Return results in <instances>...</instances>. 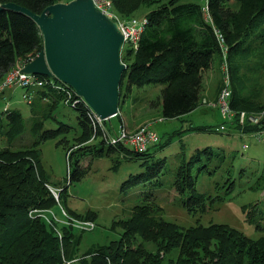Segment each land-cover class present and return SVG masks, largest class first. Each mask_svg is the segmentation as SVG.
I'll return each mask as SVG.
<instances>
[{
  "label": "trees",
  "instance_id": "obj_1",
  "mask_svg": "<svg viewBox=\"0 0 264 264\" xmlns=\"http://www.w3.org/2000/svg\"><path fill=\"white\" fill-rule=\"evenodd\" d=\"M64 1L70 0H0V5L13 2L40 13L50 4ZM111 1L125 18L137 11L146 19L136 46L128 45L125 51L122 48L121 58L127 68L121 74L119 94L122 88L129 93L134 87L160 84L159 93L149 104L159 108L163 119L180 118L200 106L204 76L211 70L215 55L223 59L224 48L230 75V107L246 111L263 109L257 102L258 93L239 73L240 62L248 60L252 42L261 35L264 37V0H205L202 5L180 3V0ZM42 44V35L29 16L0 9V81L16 63L28 62L36 56ZM31 90L37 113L43 116L42 120L35 116L29 121L33 144L25 149L0 150V264H65L78 252L80 238H74L72 226H65L59 239L52 228L56 222L50 226L42 218L29 215L30 209H49L57 203L49 187L53 183L46 177L35 146L57 136L60 138L57 145L62 146L65 155L68 153L67 182L56 187L60 204H63V194H67V184L79 181L89 172V165L80 164L81 154L92 153L98 157L109 153L106 150L123 151L129 157L143 159L144 170L123 180L122 191L157 179L164 168L169 167L166 156L145 160L153 153L152 145L145 152H138L123 145L108 144L95 125L91 109L82 99L75 104L65 103L64 95L50 85ZM64 107L75 111L76 125L56 120V113ZM53 120L57 123L55 128L44 126L45 122ZM25 129V119L19 109L0 111V132L9 141ZM93 132L98 135L97 142L84 145ZM70 133L80 146L77 151L72 150L75 145L66 148L64 143ZM202 156L207 157V161L215 159L222 163L225 194L236 187V178L231 180L230 177L232 169L225 167L232 155L208 146L196 148L189 156L183 151L173 165L171 180L174 190L182 195L180 206L191 215L206 212L210 202L218 197L217 192L206 194L196 188L193 168ZM120 163V160L115 161L111 169H117ZM256 177V182L262 178ZM146 200L148 203L133 208L127 220L119 221L123 232L117 239L82 253L76 257L78 264H264V225L254 217L258 203L252 205V214L246 210L248 205L242 207L246 221L262 232L259 237L251 238L226 223L196 222L187 227L177 226L155 216L151 207L154 198ZM68 214L79 216L71 209ZM94 215L93 210L86 211L85 219L94 220ZM136 236L153 242L155 248L150 250L140 242L133 244ZM71 263L70 260L68 264Z\"/></svg>",
  "mask_w": 264,
  "mask_h": 264
},
{
  "label": "rangeland",
  "instance_id": "obj_2",
  "mask_svg": "<svg viewBox=\"0 0 264 264\" xmlns=\"http://www.w3.org/2000/svg\"><path fill=\"white\" fill-rule=\"evenodd\" d=\"M186 2L202 5L205 0H180V3ZM110 10L118 16L119 20L124 22L133 21L136 17L142 19L144 16V14H139L140 12L136 11L132 17L125 18L116 10L112 1ZM127 48L128 44L125 43L124 51ZM221 62L222 59L215 55L211 70L206 73L202 82L200 106L189 114L168 120L161 118L159 108L149 104V101L159 93L161 85L149 84L143 87H134L129 93L124 92L125 90L122 88L119 94L118 115L113 116L110 120L101 118L100 121H95L99 130L111 128L116 132L120 125H124L129 133L138 131L147 123L157 133L158 141L152 145L153 153L147 156L145 160L151 161L166 156L169 169L164 168L161 175L155 180L134 189L122 191L120 184L123 180L131 174H137L144 170V166H141L143 159L129 157L123 151L106 150L109 153H103L102 156L98 157H94L92 153L81 154L78 158L80 164L89 165V172L79 181L67 184L68 191L67 194H63V204H60L59 200L56 199L57 203L53 207L37 209L40 212L37 217L42 218L50 226L54 217L65 219L69 209L79 213L77 217L71 216L81 221L85 219L86 211H94L95 219L92 220L93 226L91 228H84L80 223H74L73 228L71 227L74 238L76 240L80 238L78 252L74 258L70 259L71 264H78L76 257L82 253L117 239L123 232L119 221L127 220L133 212V208L138 204L148 203L146 198L150 199V197L155 199L151 202L155 216H161L165 220L174 222L177 226L187 227L196 222L203 225L226 223L251 238H257L262 234V232L255 230L253 224L246 221L242 207L248 205L246 210L250 212L252 205L258 203L259 209L255 213V221L264 225V126L249 121L246 115L242 122L238 113H234L230 118H224L218 108L213 105L216 102L221 83ZM239 74L258 93L257 102L259 106L263 107L260 111H249V113L263 111V35L252 42L248 60L240 62ZM31 91L25 87L9 86L0 94V111L12 108L19 109L26 124V129L12 142L0 132V150L5 148L25 149L33 144L34 138L28 131L29 121L35 116L42 120L41 117L43 116L37 113L38 108L34 105L35 97L30 94ZM25 92L27 96L24 97ZM62 110L56 113V120L69 125H76L75 111L68 107H64ZM220 125L224 126V131H218ZM44 126L55 128L57 123L53 120L52 122H45ZM256 127L257 129H255ZM260 127L262 128L260 129ZM251 134L256 138L250 136ZM70 137L71 133L68 134V141L64 142L67 145L66 148L75 145L72 150L77 151L80 146L76 144L78 143L76 139ZM59 139L57 136L47 138L38 147H34L37 149V156L41 159L46 177L49 182L53 183L52 186H49L53 194L54 192L57 194V184L58 186L64 182L66 184L69 174L65 150L61 145H57ZM98 139L93 132L84 145L89 144L88 146H90ZM207 146L214 151L222 150L227 155L233 156L225 167L232 169L230 177L231 180L236 178V187L232 192L225 194V185L222 184L221 178L222 175H225L222 172L224 170L222 163L215 159L207 161V157L202 156L198 165L193 168L197 180L196 188L201 192H206V194L213 195L217 192L218 197L210 202L206 212H196L191 215L180 206L182 195L173 188L172 169L183 151L189 156L196 148ZM118 160L121 163L117 169H111L114 162ZM256 176H262V178L256 182ZM224 179L225 177H223ZM249 185H252V188H249ZM54 222H56L52 225L54 232L59 231L62 236L63 228L67 225H64L62 221ZM139 242L144 243L150 250L155 248L153 242H148L139 236L132 239L133 244Z\"/></svg>",
  "mask_w": 264,
  "mask_h": 264
},
{
  "label": "water",
  "instance_id": "obj_3",
  "mask_svg": "<svg viewBox=\"0 0 264 264\" xmlns=\"http://www.w3.org/2000/svg\"><path fill=\"white\" fill-rule=\"evenodd\" d=\"M2 8L29 16L42 35V48L23 66L24 73L55 77L102 119L118 113L120 78L127 65L121 58L123 34L115 20L92 0L57 2L40 13L13 2Z\"/></svg>",
  "mask_w": 264,
  "mask_h": 264
},
{
  "label": "built area",
  "instance_id": "obj_4",
  "mask_svg": "<svg viewBox=\"0 0 264 264\" xmlns=\"http://www.w3.org/2000/svg\"><path fill=\"white\" fill-rule=\"evenodd\" d=\"M94 6L101 11L103 14L107 15L110 19L115 20L119 29L123 34V43L121 46V51L123 48V44L127 43L129 46H136V42L138 40L139 34L142 31L146 19L143 17L142 19H134L133 21L124 22L119 20L118 16L114 14L110 10V0H92ZM206 7V6H204ZM225 49L222 48L223 59L221 62L222 68V77L219 92L216 98V102L213 105L218 108L224 118H230L234 115V113L239 114L240 121L243 122L244 116L246 115L249 121L253 123H259L261 126H264V110L257 113H249L246 110H234L230 107V98H231V88H230V75L228 63L225 56ZM32 58H30L31 60ZM29 60V61H30ZM123 61V60H122ZM124 62V61H123ZM20 63V62H18ZM16 63L4 76V78L0 81V94L9 86L13 87H25V89H34L36 87H43L44 85H50L54 89H56L59 93H62L65 97L64 102L75 104L77 100H80L79 96L75 94V92L68 85L60 82L58 80H54V77L47 76H37V74L24 73L22 71L23 66L27 63H20L17 65ZM30 95V94H29ZM27 96L26 92L23 95ZM83 100V99H82ZM92 111V110H91ZM253 112V111H251ZM92 116L94 118V122L97 120H101V118L92 111ZM244 117V118H243ZM262 127H260L261 129ZM218 131H224V126L220 125L218 127ZM102 139L108 142V144L115 145H123L134 151L145 152L151 145L158 141V135L154 131L153 128L150 127L147 123L144 124L138 131L129 133L124 125H120L115 132L111 129H101ZM94 135L96 133L94 132ZM98 136V135H97ZM254 136V135H250ZM255 137V136H254ZM256 138V137H255ZM68 156V153L66 157ZM53 192V191H52ZM54 197L57 199V194L54 192ZM42 212V211H41ZM66 214V213H65ZM29 215L32 217H36L40 215V212L37 209H30ZM52 221H62L64 225L73 226L74 223H80L84 228H91L93 226L92 220L84 219L79 220L75 219L68 213L66 214L65 219L54 217ZM59 239L62 238L61 233L59 231L56 232ZM69 261H65V264H68Z\"/></svg>",
  "mask_w": 264,
  "mask_h": 264
},
{
  "label": "clouds",
  "instance_id": "obj_5",
  "mask_svg": "<svg viewBox=\"0 0 264 264\" xmlns=\"http://www.w3.org/2000/svg\"><path fill=\"white\" fill-rule=\"evenodd\" d=\"M55 78V77H54ZM56 79V78H55ZM56 80H58V79H56ZM59 81V80H58ZM61 82V81H60ZM86 104V103H85ZM111 118V117H110Z\"/></svg>",
  "mask_w": 264,
  "mask_h": 264
},
{
  "label": "crops",
  "instance_id": "obj_6",
  "mask_svg": "<svg viewBox=\"0 0 264 264\" xmlns=\"http://www.w3.org/2000/svg\"><path fill=\"white\" fill-rule=\"evenodd\" d=\"M191 113V112H190Z\"/></svg>",
  "mask_w": 264,
  "mask_h": 264
}]
</instances>
